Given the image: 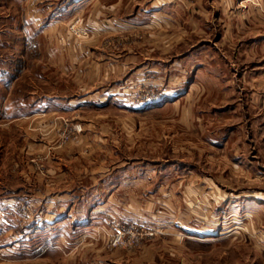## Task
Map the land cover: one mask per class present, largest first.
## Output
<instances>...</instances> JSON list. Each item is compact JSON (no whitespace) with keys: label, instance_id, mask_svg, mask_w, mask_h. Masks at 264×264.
<instances>
[{"label":"rangeland","instance_id":"obj_1","mask_svg":"<svg viewBox=\"0 0 264 264\" xmlns=\"http://www.w3.org/2000/svg\"><path fill=\"white\" fill-rule=\"evenodd\" d=\"M27 1L0 0V201L47 186L46 195L92 197L93 209L108 203L113 215L75 234L108 264H264V0H232L222 23L206 0L210 19L189 32L170 30L163 17L152 29L110 33L92 29L87 11H46L47 24L36 22ZM173 32L185 39L169 44ZM64 39L134 43L140 55L115 79L125 109H70L103 94H95L97 79L90 87L91 76L55 59L67 53ZM108 129L115 137L106 135L103 148ZM92 131L99 141L81 145ZM10 206L15 213L1 212V227L10 213L17 239L43 247L44 236L31 233L36 204Z\"/></svg>","mask_w":264,"mask_h":264},{"label":"crops","instance_id":"obj_2","mask_svg":"<svg viewBox=\"0 0 264 264\" xmlns=\"http://www.w3.org/2000/svg\"><path fill=\"white\" fill-rule=\"evenodd\" d=\"M142 1L143 0H28L25 5L26 8H28L26 12L33 13L34 17H36V22H42L43 20V24H47L44 23L46 22L45 17L47 16V12H49L48 14L50 15L53 13V16L54 14H60L59 12H64L66 14L70 12L72 16L78 12H90L94 14V17L91 18V22L89 23L91 28L101 33L121 32L124 30L129 31L130 29H138L141 27H149L152 29L153 26L157 27L158 18L163 19V17H166V24L170 30L182 28L189 32L191 23L195 24L197 27H203L207 23L206 20L210 19L211 9H206V0H166V3L163 2L160 4L158 0H153L146 7L142 6ZM212 2L218 7L217 11H214L215 14L212 20L215 21L218 19V22L222 23L224 20H222L221 17V8L227 10L228 8L225 4L231 6L230 4L233 1L212 0ZM95 14L96 16L102 15V17H98L100 18L99 22L95 20ZM217 15L218 17H216ZM56 18H61V16L57 15L54 19L50 20L56 21ZM182 33L173 32L171 34L172 36L169 35V44L181 43L182 40L185 39ZM180 34H182L181 40H177ZM106 40L107 39L98 41L94 39L93 42L88 45H83L75 39H64L62 40L63 42L59 40L66 46L65 52L67 53H55V59H57V61L61 59L65 60V58L70 60L73 66L69 69L75 76L78 75L81 77L84 76V74L85 76H91L92 79L89 82L90 87L95 85V79H97L99 81L97 86L99 90L95 94H103L97 103V96L94 97L93 100H91V96H88L89 100L79 99V101H71V106L69 105L71 110L78 111L89 104H94L102 108L108 104L116 105L121 109L126 108V104L122 100L123 91L120 87L121 85L118 82L119 80L115 79L124 75L122 71L125 61H133L136 56L140 54L135 51L138 49L134 50V43L129 46V49H124L119 40L117 42L111 40H107V42ZM61 42L56 45L62 44ZM123 44L125 43L123 42ZM62 54H64V56ZM79 63H82L81 66H79ZM99 77L100 79H98ZM112 82H115V84H111ZM163 101L160 103L165 104ZM46 117L43 121L45 120V125L48 126L51 124L52 119ZM105 123H102V125ZM90 125L92 126V124ZM108 125H110V123H108ZM93 133L95 132L92 131V133L81 136L79 140V142H81L80 144H85L86 146L94 143L96 144L100 136ZM102 133L100 138L102 141L101 147L103 146V148H106L107 145L104 144L106 140H108L106 135L111 133L109 129L107 132L104 131ZM111 135H113V139L115 134ZM86 138L91 139V142L88 141V144L83 143L86 141ZM70 158L71 161H74L77 160L79 156L72 155ZM59 169L60 168H52L53 171H59ZM59 185L60 182H55L53 186L54 189ZM103 185L106 184L103 183ZM71 187L76 188L77 186L71 183L69 188ZM40 188L39 186V191L35 195L11 197L0 201V213H4V211L6 213L10 211L15 213L14 208L10 206L12 202L31 200V203L36 204L38 207V212L41 211V215L32 222L34 230L31 233L35 230L36 233H41V235L44 236L45 244L42 243L44 246L41 247V245H37L32 241L30 242L29 236L23 240L17 239L15 233L12 232L14 225L11 223V220L14 221V219L11 218L13 215H10V212L8 215H5L10 219H3L2 221L6 222L7 225L3 228L1 227L2 225H0V259L7 258L4 261H0V264H108L107 262L105 263L100 254L96 253L99 249L95 250L93 246H89V244H82L80 242L81 239L75 238V234L79 233L86 235L90 231L89 226L91 222L95 221V218L101 215L108 216L112 214L110 211H106L103 208L104 206L110 207V205L104 203V205H102L103 207L101 206L102 208L97 207L93 209L89 207L90 205L94 206L96 204V200L94 198L92 199V197L76 198L71 192H64V190L59 192L56 191L53 195H46V189H48V187L43 186V191H41ZM104 201L106 200H102V202ZM78 205L82 207L77 208ZM29 234L30 232H28L27 235Z\"/></svg>","mask_w":264,"mask_h":264},{"label":"built area","instance_id":"obj_3","mask_svg":"<svg viewBox=\"0 0 264 264\" xmlns=\"http://www.w3.org/2000/svg\"><path fill=\"white\" fill-rule=\"evenodd\" d=\"M85 33V32H84ZM120 237V236H119Z\"/></svg>","mask_w":264,"mask_h":264}]
</instances>
